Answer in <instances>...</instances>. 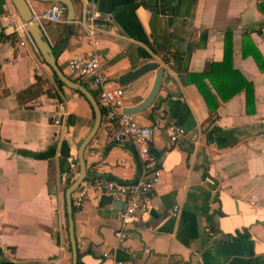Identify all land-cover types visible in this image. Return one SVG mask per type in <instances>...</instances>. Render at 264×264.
Here are the masks:
<instances>
[{"label": "crops", "instance_id": "1", "mask_svg": "<svg viewBox=\"0 0 264 264\" xmlns=\"http://www.w3.org/2000/svg\"><path fill=\"white\" fill-rule=\"evenodd\" d=\"M52 2L29 4L40 13ZM72 2V19L40 20L70 78L78 81L70 58L97 52L108 86L123 87L124 107L146 97L155 69L121 83L123 75L148 62L164 70L152 103L134 113L156 125L150 158L135 148L142 167L159 168V180L122 240L114 234L122 200L98 183L139 175L130 142L111 141L103 116L85 146L86 178L71 194L79 263L264 264V69L251 54L264 58V0ZM8 6L0 0V264H71L64 191L78 174L77 148L93 109L76 90L58 86L13 31ZM204 71L197 81L215 109L189 77ZM36 76L42 91L19 99ZM56 112L64 113L63 126L53 122ZM168 126L186 133L171 141ZM81 189L78 208L73 198Z\"/></svg>", "mask_w": 264, "mask_h": 264}, {"label": "built area", "instance_id": "2", "mask_svg": "<svg viewBox=\"0 0 264 264\" xmlns=\"http://www.w3.org/2000/svg\"><path fill=\"white\" fill-rule=\"evenodd\" d=\"M65 13L66 6L62 2L53 1L42 12H33V16L40 24L41 19L46 21H60L63 19ZM6 14L9 16L10 24L13 25V31L22 37V42L27 41L26 37L33 40L26 22L20 17L15 7L10 8L8 6ZM90 34L93 36L92 30H90ZM96 43L97 41L93 37V44ZM67 67L75 74L78 81L96 90L98 104L101 110L102 108L104 110L101 117L105 116L106 118L105 123L108 128L110 140L117 143L130 142L134 146L140 145L139 153L145 158H150L149 139L154 135L156 125L141 124L136 120L134 114L122 111L123 87L121 85L108 86V77L103 70V63L99 54L91 51L86 56L70 58L67 61ZM57 99L59 98L57 97ZM63 115V112L54 113L52 115L53 122L63 126ZM166 133L171 141H177L186 131L180 126H168ZM158 180L159 168H149L145 165L142 167L139 175L133 180L121 181L117 179H105L103 182L98 183V186L103 188V190L122 200L123 205L118 211L121 226L114 231L115 236L119 240L127 236L126 227L128 224L137 220L139 212L149 207L153 189ZM81 182L83 183L84 180ZM82 185L84 186L85 184ZM73 199L74 204L78 208H81L85 201L84 189L78 191ZM176 209L177 207L174 208V210Z\"/></svg>", "mask_w": 264, "mask_h": 264}, {"label": "water", "instance_id": "3", "mask_svg": "<svg viewBox=\"0 0 264 264\" xmlns=\"http://www.w3.org/2000/svg\"><path fill=\"white\" fill-rule=\"evenodd\" d=\"M40 1L62 2L66 6L67 18L72 19L74 16L72 0H40ZM11 2L16 8L17 12L19 13L20 17L26 22L28 31L36 47L38 48V51L40 52L42 58L44 59V61L52 68V70L55 72L57 77L66 86L82 93L86 97V99L89 101L93 109L94 119H93L92 126L89 132L85 135V137L79 143L78 148H77L78 174L71 182L68 183L64 191L66 212H67V218H68V232H69L70 245L72 249L71 264H77L78 253L76 249V242H75V235H74L71 194L79 186L81 181H83L86 177V162L84 158V149L100 125L102 110H101L100 105L98 104L97 99L93 95V93L85 85H83L79 81H76L70 78L68 75H66L62 71L60 66L57 64L56 57H55L54 52L52 51L51 45L49 41L47 40V38L45 37L40 24L33 16V11L31 9L29 1L28 0H11ZM149 69H155V78H154L153 85L149 93L139 103L132 105V106H124L122 108L123 112L134 114L139 111H142L143 109H145L152 103L153 99L155 98L157 92L159 91L161 87L162 79L164 76V70L160 67H157L156 62H148V63L141 65L139 68L135 69L134 71L123 75L120 78V82L124 83L126 81H129L130 79L136 76H139L140 74L144 73L145 71Z\"/></svg>", "mask_w": 264, "mask_h": 264}, {"label": "trees", "instance_id": "4", "mask_svg": "<svg viewBox=\"0 0 264 264\" xmlns=\"http://www.w3.org/2000/svg\"><path fill=\"white\" fill-rule=\"evenodd\" d=\"M253 58L255 59L257 65L259 66L260 69H264V58L263 56L261 55V53L258 51V50H255L253 53H251ZM44 61V59H43ZM45 62V61H44ZM46 63V62H45ZM47 64V63H46ZM48 65V64H47ZM49 66V65H48ZM50 67V66H49ZM51 71H52V74H53V77H54V80L55 82L58 84V86H62V85H65L58 77L57 75L55 74V72L52 70V68L50 67ZM206 76H208V72L204 71V72H200V73H189V77H191L192 80L195 81V83L197 84V87L198 89L202 92V94L204 95L205 99H206V102L208 104V106L211 108V109H215L216 107V104H212L210 103V101L208 100V94L207 92L205 91V89L203 88L202 84L200 82L197 81V79H203L205 78ZM36 82L34 84H31L30 86L26 87L25 89H23L21 92H18L17 93V97H19V99H23L25 97H30V96H34L38 93H40L42 91V88H41V77L40 76H36ZM85 85L92 93L93 95L95 96V98L97 99V96H96V93L91 90L86 84H83ZM79 94H81L85 99L86 97L80 93L79 91H77ZM247 92V91H246ZM49 95L51 96H55L53 95V93L51 92H47ZM57 97H59L58 95H56ZM247 98H248V93H247ZM87 100V99H86ZM248 100V99H247ZM88 101V100H87ZM92 107V106H91ZM102 111L103 108H102ZM127 146L130 148V150L132 151L136 161H137V164H138V167L141 171L142 169V161L140 160L139 158V154H138V151L136 150L135 146L130 143V144H127ZM75 162L77 163V168H78V162H77V158H75ZM86 178V177H85ZM65 207H66V204H65ZM72 209H74V205L72 203ZM67 213V212H66ZM77 264H80L79 263V260L77 262Z\"/></svg>", "mask_w": 264, "mask_h": 264}, {"label": "rangeland", "instance_id": "5", "mask_svg": "<svg viewBox=\"0 0 264 264\" xmlns=\"http://www.w3.org/2000/svg\"><path fill=\"white\" fill-rule=\"evenodd\" d=\"M28 1L30 3L31 0H28ZM12 6L14 7V5L11 2V0H9V7L10 8H13ZM26 40H27L26 43H28L36 51V53L40 56V58L43 60V58H42L40 52L38 51V48L36 47L34 41L33 40H30L29 37H26ZM91 90H93V89L91 88Z\"/></svg>", "mask_w": 264, "mask_h": 264}]
</instances>
